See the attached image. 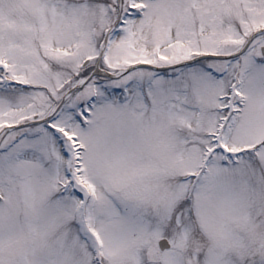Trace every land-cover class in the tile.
Segmentation results:
<instances>
[{"label": "snow or ice", "instance_id": "1", "mask_svg": "<svg viewBox=\"0 0 264 264\" xmlns=\"http://www.w3.org/2000/svg\"><path fill=\"white\" fill-rule=\"evenodd\" d=\"M0 264H264V0H0Z\"/></svg>", "mask_w": 264, "mask_h": 264}]
</instances>
